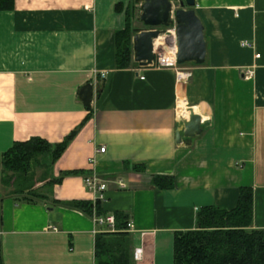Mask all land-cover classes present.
<instances>
[{
    "label": "crops",
    "instance_id": "1",
    "mask_svg": "<svg viewBox=\"0 0 264 264\" xmlns=\"http://www.w3.org/2000/svg\"><path fill=\"white\" fill-rule=\"evenodd\" d=\"M195 2L207 59L182 64L191 73L185 81L176 69L139 65L134 53L133 65L116 67L115 34L128 7L135 28L151 29L138 20L136 0H12L0 10L4 264H95L104 232L95 211L65 204L93 201L85 183L93 174L108 181L100 215L121 211L135 225L133 258L136 247L143 257L134 264H174L176 235L196 229L204 207L234 209L242 187L254 192L253 227L264 228V0ZM88 83L90 107L78 96ZM189 108L204 121L191 144L177 141ZM36 137L69 140L47 173L38 168L44 177L35 188L44 196L28 202L7 195L1 163L15 142ZM154 177L173 185L157 187Z\"/></svg>",
    "mask_w": 264,
    "mask_h": 264
},
{
    "label": "trees",
    "instance_id": "2",
    "mask_svg": "<svg viewBox=\"0 0 264 264\" xmlns=\"http://www.w3.org/2000/svg\"><path fill=\"white\" fill-rule=\"evenodd\" d=\"M10 7L12 0H0V10ZM135 14V6L128 7L126 26L115 34L117 68L134 64L133 37L141 31L133 26ZM68 140L69 137L56 145L39 137L15 142L2 155L1 186L8 191L7 195L19 194L28 202L36 197L41 199L44 195L37 193L35 188L37 169L49 171L65 150ZM153 179L157 187L173 185L170 178ZM101 203L74 200L65 204L92 216L94 211L99 215L104 213ZM114 214L117 230L96 236L95 264H134L132 238L127 231L129 216L121 211ZM253 221L254 192L251 187H242L234 209L204 207L197 214V228L176 235L174 264H264V228H254ZM0 264H4L1 239Z\"/></svg>",
    "mask_w": 264,
    "mask_h": 264
},
{
    "label": "water",
    "instance_id": "3",
    "mask_svg": "<svg viewBox=\"0 0 264 264\" xmlns=\"http://www.w3.org/2000/svg\"><path fill=\"white\" fill-rule=\"evenodd\" d=\"M141 12L138 20L151 29L142 30L133 37L134 60L141 66H149L155 59V41L175 29L176 57L178 64H204L207 59L205 28L195 10V0H180L176 7L172 0H136ZM84 105L90 107L94 97V85L88 83L78 91ZM204 121L200 114L189 108V119L177 133V141L182 137L191 144L192 138L200 135Z\"/></svg>",
    "mask_w": 264,
    "mask_h": 264
},
{
    "label": "built area",
    "instance_id": "4",
    "mask_svg": "<svg viewBox=\"0 0 264 264\" xmlns=\"http://www.w3.org/2000/svg\"><path fill=\"white\" fill-rule=\"evenodd\" d=\"M168 34L172 35L173 41H171L170 46L167 47H155V59L153 63L150 66L155 67H168L176 69L177 76L179 80L185 81L190 78L191 73L189 71H186L184 69H181V65L177 62L176 57V43H175V29L169 28ZM243 45V43H242ZM259 56V55H258ZM247 76H253L252 71L247 72ZM100 152H105V147H101L99 149ZM90 162H95L94 158L90 159ZM108 181L100 177L98 174H93L91 176H88L85 178V183L88 186L89 190L93 194V202L96 203L97 201H105L107 199L106 197V191L108 190ZM117 185L120 189H126L128 188L127 183L119 179L117 181ZM1 200V198H0ZM93 222L96 224L97 227L103 228V231H110L115 232L117 230L116 227V217L115 214H105V215H97L95 212L92 217ZM135 225L130 221L127 225V231L134 230ZM143 257V248L142 247H136L134 250V259L140 260Z\"/></svg>",
    "mask_w": 264,
    "mask_h": 264
},
{
    "label": "rangeland",
    "instance_id": "5",
    "mask_svg": "<svg viewBox=\"0 0 264 264\" xmlns=\"http://www.w3.org/2000/svg\"><path fill=\"white\" fill-rule=\"evenodd\" d=\"M172 1L174 2V5H175L176 7H179V6H180V0H172ZM137 27L140 28V29H141V28H145V27H144L142 24H140V23L137 25ZM146 28H147V27H146ZM166 37H167V36H166ZM170 37H171V35H169L168 38H170ZM169 42H170V39H169L168 43H167V41L165 40L164 45H165L166 47H167V46H170ZM43 170H44L45 172H47V170H46L45 168H44ZM43 170H42V169H38V170H37V176H36V177H37L38 179H39L40 177H42V176H41V173H42ZM44 171H43V172H44ZM36 191H37V193H39V194H41V192H43V190H41L40 188H38ZM36 198H40V197H36Z\"/></svg>",
    "mask_w": 264,
    "mask_h": 264
},
{
    "label": "bare ground",
    "instance_id": "6",
    "mask_svg": "<svg viewBox=\"0 0 264 264\" xmlns=\"http://www.w3.org/2000/svg\"><path fill=\"white\" fill-rule=\"evenodd\" d=\"M165 36H167V35H164V36H161L160 38H158L156 41H155V47L157 46V47H159V46H161V47H166L165 45H164V43H165V40L167 41V43H168V41H169V36H167V37H165ZM171 42H169V44H170Z\"/></svg>",
    "mask_w": 264,
    "mask_h": 264
}]
</instances>
